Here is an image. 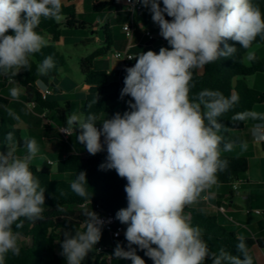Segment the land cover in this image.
Returning a JSON list of instances; mask_svg holds the SVG:
<instances>
[{
  "label": "clouds",
  "instance_id": "clouds-1",
  "mask_svg": "<svg viewBox=\"0 0 264 264\" xmlns=\"http://www.w3.org/2000/svg\"><path fill=\"white\" fill-rule=\"evenodd\" d=\"M136 3L150 11L168 46L158 52L143 51L133 66L124 68L120 98L130 97L128 110L99 123L94 112H72L66 115L62 130L69 136L75 132L89 155L106 152L99 168L115 170L127 181V206L115 214L126 225L127 249L117 244L112 256L146 264L137 254L139 249L153 264H254L244 236L237 237L236 254L225 247L214 251L184 208L218 184L219 173L228 166L223 152L248 148L247 141L237 144L224 135L228 128L222 117L238 104V95L226 96L218 89L193 94L194 73L235 57L238 48L245 50L242 59L255 60L252 46L258 37L264 39V11L255 0H129V10L134 12ZM63 6V0H0V76L31 70L32 57L48 46V39L38 31L40 24L60 22ZM55 67L54 57L48 55L37 64L36 75L49 76ZM35 83L39 89L48 88L41 79ZM21 95L18 84L9 89L12 100ZM4 110L20 122L15 110L8 106ZM231 120L254 122L250 129L253 139L264 141V112H235ZM3 143L0 264H6L9 254L20 255L19 229L25 220H42L46 205V188L31 166L40 153L39 142L29 135L17 139L13 130ZM21 144L24 154L18 156L16 149ZM69 187L76 196L91 201L85 171L77 173ZM60 195H65L63 190ZM83 216L82 227L63 233L60 255L65 264H83L100 242L103 227L111 222L93 209L85 208Z\"/></svg>",
  "mask_w": 264,
  "mask_h": 264
},
{
  "label": "trees",
  "instance_id": "trees-1",
  "mask_svg": "<svg viewBox=\"0 0 264 264\" xmlns=\"http://www.w3.org/2000/svg\"><path fill=\"white\" fill-rule=\"evenodd\" d=\"M75 1L77 2L74 3ZM255 2L264 11V0H255ZM80 3L78 0H63L64 18L60 22L45 20L40 24L39 29L50 36L48 46L43 48L41 53L32 57V68L30 71H23L16 76H10L0 81V91L7 86L9 81H12L26 90V100L28 103L34 102L42 108L56 111L59 118L65 117V111L59 109L57 102L44 101L42 99V93L35 83L39 78L36 75V66L46 56L52 55L55 59L56 67L49 76H46L50 80L56 78L59 70L66 67V59L57 50L55 44L60 41L63 29L87 28L85 22L78 20V16L81 13L79 9ZM115 4L116 0L98 2L93 7V10L101 13ZM104 31L106 46L96 50L81 61V72L84 75L85 82L88 86L96 87L97 96L99 97L96 104H93L92 101L97 96L85 101L82 105L81 113L83 115H86L89 111L96 113L98 116L97 123H99V119L104 113L112 110V104L114 102L130 98L128 96H125L123 99L120 98L123 85L116 80H111L107 71L94 69L95 60L109 52L113 44V35L110 26H104ZM256 45H264V39L258 37L252 47ZM244 55L245 50L238 48L235 57L221 59L216 63L205 66L201 70H197L194 73L195 87L192 89L193 94L203 89H218L226 96L233 93L238 95V104L231 112L222 117L223 122L228 128V131L224 133L226 139L230 138L235 142H240L238 132L244 129L247 122L234 123L231 120L232 115L235 112L253 110L255 106L264 104V91L257 90L248 84L250 77L264 72V63L255 54L256 59L250 61L249 65H246L245 59H242ZM234 77H237L236 87H233ZM0 103L2 105L0 107V148H3L4 137L9 131L14 130L17 139L21 137V132L15 127L14 121L4 110V106L8 105V100L0 96ZM90 105L91 107H89ZM19 148H23L22 144ZM105 157L95 155L85 158L77 154H71L55 163V168L47 162H44L39 167L31 165L32 170L40 179L41 186L46 188L44 218L35 222L24 221L19 231L22 233L23 239L30 240V245L21 246L19 256L9 254L6 264H65L64 257L56 250V242L59 240L57 231L60 229L68 230L70 228L82 227L85 219L83 211L63 210L65 207L81 206L84 203H89L91 209L95 212H97L96 206H98L102 212L111 213L115 216L119 209L127 206L126 193L124 191V186L127 181L126 179L120 178L115 170H101L99 168V165L105 161ZM222 157L228 161V166L225 171L219 173L218 184H232L238 181L248 171L249 163L246 157ZM80 171H85L87 174L88 190L92 194L91 201L76 196L69 187L71 181L53 178L56 174H73L76 176ZM60 190H63L65 195H60ZM184 214L190 217L192 225L199 226L203 230L204 239L212 250L215 251L219 247H225L228 251L236 254L235 245L238 236L220 224L216 216L188 206H185ZM245 239L250 252L256 242L250 238ZM117 244L127 249V241L124 236L114 240L112 247L108 251L111 257V263L132 264L131 260L116 259L112 256ZM257 244L261 248H264V240H258ZM137 254L146 261V264H153L144 255L143 251L137 249ZM99 259L100 256L94 254L92 250L83 264H100ZM254 264H257L255 259Z\"/></svg>",
  "mask_w": 264,
  "mask_h": 264
},
{
  "label": "crops",
  "instance_id": "crops-1",
  "mask_svg": "<svg viewBox=\"0 0 264 264\" xmlns=\"http://www.w3.org/2000/svg\"><path fill=\"white\" fill-rule=\"evenodd\" d=\"M78 1L81 2L79 5V9L81 11V13L79 14L80 16L83 13L84 0H78ZM91 1H92V7H94L95 5H97L98 2H104L106 0H91ZM76 2L77 1H75L74 3ZM117 8L120 9V11L118 10L119 11L118 13L124 12L126 14H129L126 11L125 0H116V4L108 8L107 10H110V9L116 10ZM141 14L142 13L137 14V15H140L139 20H136L137 15H135L132 19V16L130 14H129V17H130L129 19L121 20L120 33L124 36L125 39L126 37L122 31V27L129 22L132 23L133 36L131 40L126 39L122 43L121 47L117 48L116 51H114L110 57H107L106 61H104L103 55H102L98 57L94 62L95 70L107 71L109 75L113 76V79H112L113 81L116 80L122 85H123L124 76L126 75V73L124 72L125 67L122 65L120 61L116 60L113 57V54L115 52L124 51L125 49H127L129 45H131L132 48L130 51L132 53L139 55L143 52L142 47H143V43L145 39L148 40V42L146 43L148 46L154 44L157 41V39H161V42H162L161 47L168 46L167 42L160 36V34L154 35L155 36L154 40H149L146 37L145 32H147L148 30L147 31L145 30L146 21L142 18ZM79 16H78V20H79ZM106 25H109L112 31L111 22L107 17L105 18L104 26ZM91 29L94 30L95 33L97 32L96 31L97 26H91ZM38 31L42 33V30L38 29ZM42 34L46 36V38L48 39V43H49L50 36L47 33L45 34L42 33ZM112 35H113V32H112ZM114 40L115 39L113 35V44L115 42ZM97 41L101 43L99 39H97ZM60 42H61V39L58 43ZM103 62H106V64L102 65ZM100 63H101V66L97 68V65L98 64L100 65ZM61 70L62 69H60L59 72ZM22 72L23 71H21L20 73ZM58 77L59 76L50 80L46 76H43V77H39L38 79L43 80L44 83L48 86V88H50L52 91V95L48 98V100L51 102L52 101L57 102L59 109H62L58 100L54 98L59 93V91L57 90V87L59 85ZM6 78L8 77L0 76V81ZM84 83L86 86L87 94L80 100L81 108L85 101L89 99H93L97 96L96 87L88 86L85 81ZM248 84H249V79H248ZM16 85H17L16 83L9 81L7 86L2 91H0V96L7 99L8 100L7 106L15 110V112L20 116L21 118L20 122H16L14 120L13 121H14L15 127H17L20 130L21 136L29 135V136L35 137V139L39 142L40 153L38 154L36 159L44 158V157L48 158L42 161L39 165H35V164H32V165L39 167L44 162H47L48 164L55 166V163H57L60 160L65 159L71 154H77L85 158L92 156V155H89L86 148L80 143L70 142V138L73 135V133L68 137H64L60 133L59 129L61 127H65L66 115L63 118H59V116L56 115L57 116V119H56L52 115V113L55 111H50L48 109L42 108L38 104L36 105V107H31L30 103H28L26 100V90L22 86H21L22 95L19 97V100H12L9 96V93H6V91L9 88H12L13 86H16ZM39 90L40 92L43 91L42 89H39ZM71 106H72V102L70 100H66L65 102L66 109H70ZM0 107H2L1 103H0ZM114 108H115V104L113 103L112 110ZM119 108L122 109L121 105ZM258 108L259 107L255 106L254 110L261 111V109H258ZM110 112L104 113L100 117L99 122L102 119H104L105 116H107L108 114H111ZM65 114H67L66 111H65ZM253 123L254 122L252 121H248L244 129L241 131V134L239 135L240 142L247 141L248 143L247 150H241V149L239 150L240 152L239 156L246 157L249 163V168L246 174H244V178L242 179L240 177L238 181L232 184H217V185L228 186L229 190H227V192L225 193L218 192L215 189H211V188L206 189L204 192L200 194V196L197 198V200L193 204L186 205V206L190 208H196L208 214L216 216L220 224H222L228 230L233 231L237 236H244L245 238L253 239L256 243L250 250V254L256 260L257 264H264V248H261L257 244L258 240H264V227H262L263 219L262 217H252L245 211L249 209V207L253 208L256 202L262 201V196H264V141L256 142L253 139L251 132H250V129L253 126ZM240 142H236V143L239 144ZM18 149H22V148L18 147L16 150ZM49 155L56 156L58 158L52 159L49 157ZM104 156H106V154ZM235 157H238V156H235ZM234 186H236L237 189H234ZM234 206H238L240 208L237 209ZM263 209H264V204H263ZM99 262H102V260L99 259Z\"/></svg>",
  "mask_w": 264,
  "mask_h": 264
},
{
  "label": "rangeland",
  "instance_id": "rangeland-1",
  "mask_svg": "<svg viewBox=\"0 0 264 264\" xmlns=\"http://www.w3.org/2000/svg\"><path fill=\"white\" fill-rule=\"evenodd\" d=\"M117 10V11H116ZM110 9L107 11H104L102 13H97L93 10L92 7V1L91 0H84L83 5V13L79 16L80 22H86L87 28L86 29H63L62 30V38L61 42L55 44L57 50L64 55L66 59V67L62 68V70L58 74V80L59 85L57 87V90L59 93L54 97L58 100L60 103L62 110L64 109L67 114L75 112L77 114L81 113V107H80V100L86 96V86H85V78L84 75L81 72V61L90 56L93 52H95L97 49H101L103 46H106L105 44V31H104V25H105V18L107 17L112 25V32L114 35V44L111 47V50L103 55L104 61H106L107 57H110L114 51H116L117 48L121 47L122 43L126 40L124 36L120 33L121 29V20L122 19H129V14H126L124 12L118 13L120 11L119 8L117 9ZM119 10V11H118ZM117 12V13H116ZM142 18L146 21V31H150L154 35L159 34V28L158 25L155 24L152 21L151 13L147 8L143 7L142 11ZM140 19V15L136 16V20ZM91 26H97V32L95 33L94 30L91 29ZM42 33L45 34L44 31ZM97 39L100 40L101 43L97 41ZM148 42L147 39H145L143 43L142 50L148 51L153 50L158 52L159 48L161 47V39H157V41L152 45H147ZM252 50L255 52V54H258L260 59L264 63V45H256L252 47ZM246 65L250 64V61L245 59ZM103 64H106V62H103ZM101 66L98 64L97 68ZM110 79H113L112 75H109ZM249 84L261 91H264V72L258 73L252 77L249 78ZM10 89V88H9ZM9 89L6 91V93H9ZM125 99L122 101L114 102L115 108L110 112L111 114H108L105 117H111L116 112L123 113L124 111L128 110L127 101L129 100ZM66 100H70L72 102V106L70 109H66L65 102ZM122 103V104H120ZM122 107L120 109L119 107ZM259 107L258 109H261V111L264 112V104L257 105ZM262 107V108H260ZM66 114V115H67ZM53 117L57 119V113L56 111L52 113ZM242 131V130H241ZM241 131L238 132V134H241ZM71 143H76V133L73 132V135L70 138ZM83 145V144H81ZM84 146V145H83ZM85 147V146H84ZM240 148L236 147L231 152H223L222 156H239ZM16 154L18 156H22L24 154V148L16 150ZM106 152H100L97 154V156H104ZM52 159H57L58 157L49 155ZM48 159L47 157L44 158H38L34 159L32 161V164L39 165L42 161ZM55 168V166H53ZM53 178L55 179H61L66 181H72L75 178V175L73 174H64V175H54ZM241 178H244V175L241 176ZM211 189H215L218 192L225 193L227 190H229L228 186L226 185H213ZM264 196H262V201L256 202L254 204L253 208H250L245 210L250 216L252 217H262L263 224L262 227H264ZM263 203V204H262ZM235 208L239 209L240 207L234 206ZM87 208L88 210H91V206H73V207H65L63 210H74L76 212L84 211V209ZM257 211H260L262 214H257ZM64 229H60L57 231V234L59 236V240L56 242V250L58 253L61 252V246L60 241L63 239V233ZM21 246H28L30 245V240H25L22 238L20 242ZM104 246L107 249L112 247L113 241L110 239V237L102 233V237L100 242L95 246L93 249V253L98 255L96 252V249L98 246ZM100 264H112L111 259H108L106 254H100Z\"/></svg>",
  "mask_w": 264,
  "mask_h": 264
},
{
  "label": "built area",
  "instance_id": "built-area-1",
  "mask_svg": "<svg viewBox=\"0 0 264 264\" xmlns=\"http://www.w3.org/2000/svg\"><path fill=\"white\" fill-rule=\"evenodd\" d=\"M125 5H126V11L132 16V19L135 15L137 14H140L142 13L143 11V7L136 3L134 4V8H135V11H131L129 10V0H125ZM122 31L126 37L127 40H131L132 36H133V26H132V23L129 22L127 24H125L123 27H122ZM145 35L146 37L149 39V40H154L155 39V36L153 33L147 31L145 32ZM132 46L129 45L127 47V49H125L124 51H118V52H115L113 54V57L120 61L122 63V65L124 67H131L135 64V57L138 56L137 54L135 53H132L130 50H131ZM42 93V99L44 101L48 100V98L52 95V91L50 88H47V90H43L41 91ZM36 103H30V106L31 107H36ZM99 127V125H98ZM64 127H61L59 129L60 133L64 136V137H68L69 135L65 134V133H62V130H63ZM97 155V154H96ZM234 189H237L236 186H234ZM89 205V203H84L83 205L81 206H87ZM96 210H97V213L100 215V217L102 219H104L105 221H108V220H111L110 223H106L105 226L103 227L102 229V233H105L107 234L110 239L114 242V240L116 239H119L120 237H123L124 236V232L126 230V225H123V224H120L116 219H115V216L112 215L111 213H106V212H102L98 206H96ZM223 210V209H221ZM257 214H262L260 211H257ZM110 250L107 249L106 247L104 246H98L97 249H96V252L98 255L100 254H106L107 257L109 259H111L110 255L108 254V251Z\"/></svg>",
  "mask_w": 264,
  "mask_h": 264
},
{
  "label": "water",
  "instance_id": "water-1",
  "mask_svg": "<svg viewBox=\"0 0 264 264\" xmlns=\"http://www.w3.org/2000/svg\"><path fill=\"white\" fill-rule=\"evenodd\" d=\"M237 86V77H234L233 79V87H236Z\"/></svg>",
  "mask_w": 264,
  "mask_h": 264
}]
</instances>
